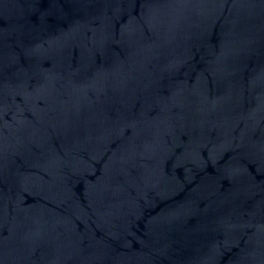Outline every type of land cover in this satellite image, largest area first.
<instances>
[{
	"label": "water",
	"instance_id": "1",
	"mask_svg": "<svg viewBox=\"0 0 264 264\" xmlns=\"http://www.w3.org/2000/svg\"><path fill=\"white\" fill-rule=\"evenodd\" d=\"M0 264H264V0H0Z\"/></svg>",
	"mask_w": 264,
	"mask_h": 264
}]
</instances>
